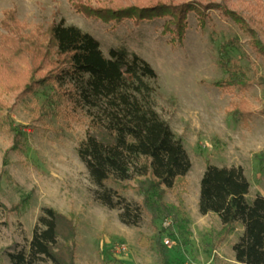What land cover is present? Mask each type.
<instances>
[{
  "label": "rangeland",
  "instance_id": "1",
  "mask_svg": "<svg viewBox=\"0 0 264 264\" xmlns=\"http://www.w3.org/2000/svg\"><path fill=\"white\" fill-rule=\"evenodd\" d=\"M173 1L206 8L203 27L198 14L188 15L181 45L164 30L165 20L106 25L77 11L78 4L98 7V0H0V23L5 10L14 11L27 32L45 31L63 20L96 39L106 57L111 48L125 49L147 62L156 74L150 83L155 110L181 139L191 164L185 184L163 197L172 217L153 220L143 211L136 226H125L118 209L95 200L97 188L77 156L88 118L67 100L71 87L50 84L23 97L0 87V264H12L9 253L28 255L32 231L45 208L71 218L75 264H162L159 246L168 264H239L232 247L243 228L235 224L217 242L219 219L198 213L199 182L206 164L241 167L250 184L247 200L264 196V83L246 90L213 86L228 79L225 64L239 68L233 76L264 81V58L222 9L224 5L246 17L264 44V0ZM230 41L234 46L224 48ZM241 107L249 112L246 121L235 115ZM121 185L105 184L140 204L135 183Z\"/></svg>",
  "mask_w": 264,
  "mask_h": 264
},
{
  "label": "trees",
  "instance_id": "2",
  "mask_svg": "<svg viewBox=\"0 0 264 264\" xmlns=\"http://www.w3.org/2000/svg\"><path fill=\"white\" fill-rule=\"evenodd\" d=\"M98 4H78L76 8L85 18L106 25L165 20L164 30L173 33L179 45L188 15L198 14L203 27L206 9L175 4L173 0H98ZM222 9L247 33L251 49L264 58V44L251 22L224 5ZM0 28L2 89L23 97L46 85L68 84L71 89L64 93L67 100L85 112L88 128L77 156L97 188L95 200L110 210L118 209V219L125 226H136L143 211H148L153 220L160 215L172 217L163 197L185 184L191 164L181 139L155 110L150 83L156 74L150 65L125 49L111 48L106 57L96 39L75 26L65 25L63 20L52 23L45 31L27 32L14 11L5 10ZM234 43L230 41L223 47ZM224 68L229 72L228 79L214 83V87L246 90L264 83L244 74L233 76L234 70L240 71L237 66L225 64ZM235 115L246 121L249 112L241 107ZM14 133L18 135L19 131L15 128ZM110 182H134L142 201H127L118 191L105 186ZM125 188L121 185V189ZM249 190L241 167L206 164L199 182L198 213L213 214L219 219L218 243L239 223L243 233L232 247L234 260L239 264H264V196L248 201ZM19 206H13L12 211ZM75 238L71 218L45 208L32 231L28 255L9 253L8 258L12 264H75ZM158 248L161 263L168 264L164 247Z\"/></svg>",
  "mask_w": 264,
  "mask_h": 264
},
{
  "label": "crops",
  "instance_id": "3",
  "mask_svg": "<svg viewBox=\"0 0 264 264\" xmlns=\"http://www.w3.org/2000/svg\"><path fill=\"white\" fill-rule=\"evenodd\" d=\"M249 195V194H248ZM247 199H248V196H247ZM210 215V214H209ZM211 215H213V214H211Z\"/></svg>",
  "mask_w": 264,
  "mask_h": 264
}]
</instances>
